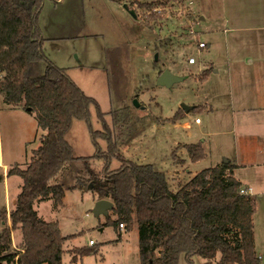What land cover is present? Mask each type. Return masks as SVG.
<instances>
[{
  "label": "trees",
  "instance_id": "16d2710c",
  "mask_svg": "<svg viewBox=\"0 0 264 264\" xmlns=\"http://www.w3.org/2000/svg\"><path fill=\"white\" fill-rule=\"evenodd\" d=\"M45 1L0 0L1 101L10 107H30L44 131L27 164L15 163L7 171L8 176L21 177L22 185L9 215L1 214L0 263L14 262L17 252L11 246V232L18 229L23 252L18 254L17 264H63L64 243L70 236L62 234L58 220H44L35 202L51 200L54 210L64 206V186L55 177L76 159L66 134L74 119L89 122L93 107L101 123V129L90 128L96 153L79 159L86 169L91 158L101 159L103 165L99 171L90 168L86 180L78 181L92 182L98 190L97 199L112 201L110 212L116 218L112 220L107 214L108 223L117 227L123 223L127 231L136 226L140 264H179L181 255L189 264H193L194 255L203 258V264H261L254 243L256 199L240 193L241 182L233 175L234 166L223 162L202 168L172 189L163 171L126 158L99 102L45 53L39 24ZM168 1L131 0L127 5L138 3L147 9L148 24L162 18V11L153 9L166 6ZM182 111L178 109L170 121L178 120ZM99 138L106 142L105 150ZM181 146L193 162L206 155L201 141ZM171 158L175 164L184 163L176 150ZM113 159L119 161L116 168H111ZM94 246L71 251L83 255L96 251Z\"/></svg>",
  "mask_w": 264,
  "mask_h": 264
},
{
  "label": "rangeland",
  "instance_id": "374dc122",
  "mask_svg": "<svg viewBox=\"0 0 264 264\" xmlns=\"http://www.w3.org/2000/svg\"><path fill=\"white\" fill-rule=\"evenodd\" d=\"M49 1L44 3L48 5ZM123 1L129 3L131 0ZM209 2L210 0H170L166 6H160L165 8L162 10V18L148 24L145 20L147 9L137 3L130 8L144 19H138L139 25L135 28H127L125 22H130V18L122 5L119 6L115 1L104 3L102 0H84V26L78 28V32L89 31L95 32L96 35L87 40L74 41L73 46L68 44L66 53L59 52L61 58L57 55L58 59H66L68 65L79 63L77 55L86 66L99 62L107 64L106 48L118 45L116 50H111L113 54L129 52L134 56L130 61L132 76L123 85L117 81L113 82L110 85L111 90H108L104 79L97 75L96 70L92 71L91 67H85L89 69L84 71L72 70L68 75L87 95L99 102L107 122L116 134L121 153L128 159L152 164L157 170L163 171L172 189H177L178 185L187 181L197 169L208 167L213 161L211 156L191 161L181 145L198 139L197 126L193 124L191 130V126L183 127L177 120L170 121L175 111L181 109L182 104L191 106L195 103L196 95L202 92L195 78L196 64L189 65L185 60L191 54L197 60L204 57L205 50L200 49L197 44L199 34L203 40L206 39L205 35H202L204 21L200 16L205 13L204 4ZM46 5L43 6L44 11L47 10ZM140 27L143 29L140 30ZM136 37L140 38L138 44ZM157 39L161 40L155 45ZM125 40L130 43L124 44ZM147 47L151 52L148 58L144 56ZM70 53L72 57H67ZM155 54L157 61L153 62L154 67H170V70L182 76V79L171 86L156 84V79L151 76ZM52 55L54 57L53 53ZM107 57L109 58L108 55ZM134 99L138 104L134 103ZM181 115L182 118L187 117L190 123L196 115L204 119L200 111H190L187 116L182 111L180 117ZM90 128L101 129L93 107L90 109V121L74 119L66 134L75 149L73 155L76 159L55 177V181L64 186V206L54 210L51 200H42L41 203L37 200L35 208L44 220H58L62 234L70 236L64 243L63 264H140L136 226L129 231L125 226L119 230L120 227L107 222V215L96 216L93 213L95 202L98 200L96 186L90 181H78L86 180L90 168L99 171L103 165L101 159L91 158L90 167L86 169L84 161L79 159L80 156H92L96 153ZM43 133L38 127L34 112L22 106L7 107L0 97V158L7 164V171L15 163L23 167L27 164L31 151L39 145V138ZM97 141L105 150L106 142L100 138ZM173 150H176L177 158H182L184 163H174L171 158ZM118 166L119 161L113 159L111 168ZM2 174L3 169L0 167V224L3 219L1 214L9 215L22 185V179L18 175L8 176L5 184ZM260 212L262 214L257 218L259 246L264 241V204ZM108 216L112 220L116 218L111 212ZM90 239L95 242L96 251L83 255L72 253L74 247L90 246ZM11 242L20 246V230L11 232ZM74 255L76 258L72 260ZM192 260L193 264H201L204 261L198 255H194ZM179 264H189L184 255L180 256Z\"/></svg>",
  "mask_w": 264,
  "mask_h": 264
},
{
  "label": "crops",
  "instance_id": "0c3cea01",
  "mask_svg": "<svg viewBox=\"0 0 264 264\" xmlns=\"http://www.w3.org/2000/svg\"><path fill=\"white\" fill-rule=\"evenodd\" d=\"M102 1L105 3L115 0ZM115 2L119 6L122 5L130 18V22H125L127 28L139 25L138 19H142L141 16L136 13L132 16L124 7L126 2ZM45 5L44 3L43 6ZM46 7L47 10L44 11V7L41 10L39 24L45 38L44 51L55 64L66 68L69 75L72 70L84 71L85 67H91L92 71L96 70L97 75L104 79L108 90H111L110 85L113 82L117 81L123 85L129 80L132 76L130 61L134 56L128 50V53L113 54L111 50H116L118 45L106 48L107 64L99 62L86 66L81 63L78 55L79 63L74 65H68L66 59H58L61 58L59 52L66 53L69 49L68 44L73 46L74 41L87 40L96 33L78 32V28L84 26V0H58L56 3L49 1ZM128 9L133 10L129 6ZM204 9L205 13L200 19L204 21L202 35H205L206 39L203 40L201 34L198 36L205 46H197L204 49L205 54L202 59H196L195 63H187L196 64L195 78L202 92L196 95L195 103L186 105L187 111L183 109L185 116L190 111H200L204 119L196 115L190 123L187 117L182 118L181 115L176 122L183 127L191 126V130L195 124L198 139L191 143L202 142L206 153L204 158L212 157L210 166L230 163L234 166L233 175L241 182V186L251 188L250 195L255 197L257 203L253 215L255 250L261 264H264V241L259 246L257 237V218H260V209L264 204V0H210L204 4ZM145 27L147 28L146 25ZM135 40L138 44L140 38L136 37ZM160 40L157 39L154 44L158 45ZM129 43L125 40L124 44ZM72 50L74 51L75 47ZM150 53L147 47L144 56L148 58ZM67 57H72V53ZM155 61L157 60L152 61L151 73L154 79L163 70L161 65V71L160 67L153 66ZM202 72L204 77L201 80ZM195 118H199V122H195ZM72 149L74 153L73 146ZM0 167L3 169L2 177L6 184L7 164L1 158ZM199 170L201 169H197L195 173ZM8 220L9 217L7 223ZM2 227L3 222L0 224V230ZM218 258L219 255L216 259ZM203 263L204 261L201 264Z\"/></svg>",
  "mask_w": 264,
  "mask_h": 264
},
{
  "label": "water",
  "instance_id": "95a60500",
  "mask_svg": "<svg viewBox=\"0 0 264 264\" xmlns=\"http://www.w3.org/2000/svg\"><path fill=\"white\" fill-rule=\"evenodd\" d=\"M124 7L127 8V10L130 12L132 16H135V12L133 10L128 9V6L124 4ZM155 60H157V54H155ZM182 79V76H179L177 74H174L169 68L163 69L156 78V84L158 85H165V86H171L172 83L179 81ZM134 103L138 104L137 100L134 99ZM181 107L187 111L188 107L185 104H182ZM27 110H31L30 107H27ZM113 206V203L111 200L108 199H98L95 202L93 213L98 216L99 214H108V210L111 209Z\"/></svg>",
  "mask_w": 264,
  "mask_h": 264
},
{
  "label": "built area",
  "instance_id": "2783aa9c",
  "mask_svg": "<svg viewBox=\"0 0 264 264\" xmlns=\"http://www.w3.org/2000/svg\"><path fill=\"white\" fill-rule=\"evenodd\" d=\"M163 9H165V8H162V7L159 6V7L154 8L153 11L161 12ZM198 46L199 47H204L205 43L203 41H199L198 42ZM195 61H196V59H195L194 56H189L187 58V63H189V64H193V63H195ZM199 120H200L199 118H195V122H199ZM239 191L242 194H251L252 193L251 188L250 187H245V186H241ZM119 227L120 228H124V224L120 223ZM94 243L95 242L92 239L89 240V244L90 245H92ZM11 246H12V249L17 252V254H15L14 262L12 264H17L18 254L23 252V249L20 246H16L14 242H12ZM0 264H2V263H0Z\"/></svg>",
  "mask_w": 264,
  "mask_h": 264
}]
</instances>
